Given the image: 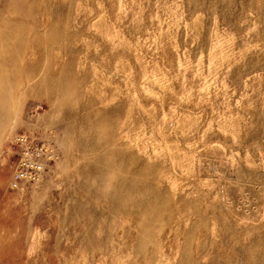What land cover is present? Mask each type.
<instances>
[{
	"label": "rangeland",
	"instance_id": "1",
	"mask_svg": "<svg viewBox=\"0 0 264 264\" xmlns=\"http://www.w3.org/2000/svg\"><path fill=\"white\" fill-rule=\"evenodd\" d=\"M0 43V264H264V0H0Z\"/></svg>",
	"mask_w": 264,
	"mask_h": 264
},
{
	"label": "bare ground",
	"instance_id": "2",
	"mask_svg": "<svg viewBox=\"0 0 264 264\" xmlns=\"http://www.w3.org/2000/svg\"><path fill=\"white\" fill-rule=\"evenodd\" d=\"M0 48H1V43H0ZM1 61H4L1 57H0ZM12 81L10 82V78L5 74V71L3 68H0V100H3V98L5 97V94L8 92L9 93V97H11V93L13 92V86L16 84L13 80H15V78L11 79ZM31 82H26L23 85V90L27 89L31 86ZM9 97L7 99H5V101L7 103H9ZM9 107V106H7ZM9 114V110L8 108H0V127L3 128L5 125L9 124L8 121H10V116L7 115ZM14 118V117H13ZM12 118V120H13ZM21 175V174H20ZM22 176V175H21Z\"/></svg>",
	"mask_w": 264,
	"mask_h": 264
}]
</instances>
